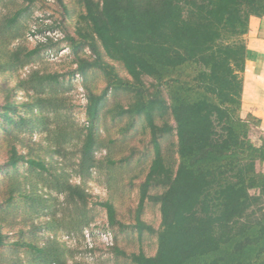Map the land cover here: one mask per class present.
<instances>
[{
    "label": "trees",
    "instance_id": "trees-1",
    "mask_svg": "<svg viewBox=\"0 0 264 264\" xmlns=\"http://www.w3.org/2000/svg\"><path fill=\"white\" fill-rule=\"evenodd\" d=\"M11 2L4 3L5 13L0 9V95L5 96L0 121L8 146L0 169L10 175L5 202L9 207L15 199L23 201L28 219L36 212L50 213L42 223L31 222L30 237L45 227L52 232L42 243L15 241L12 252L23 247L34 264H68L71 249L58 232H82L93 220L88 192L71 179L73 173L87 178L102 164L95 154V128L108 92L124 90L133 101L116 115L145 119L153 158L140 185L134 224L120 221L111 201L98 204L106 208L110 230L134 227L139 234H156L157 250L152 255L115 250L133 264H264V170L259 169L264 133L260 117L242 113L245 35L250 18L264 15V0H78L74 33L61 39L47 36L31 48L22 25L28 6L12 10ZM62 40L73 49L76 74L99 69L107 77L101 93L86 94L89 123L73 168L55 156L66 151L61 142L56 148L40 143L38 150L29 144L36 128L49 129L47 113L66 107L47 88L53 84L58 92L59 75L33 69L11 84L36 54ZM111 61L128 75L122 76ZM18 90L24 91L19 101L14 99ZM256 129L260 144L252 140ZM171 135L176 141L170 150L163 140ZM18 143L31 150L19 151ZM21 163L28 167L23 180L17 174ZM148 202L159 206L157 228L142 218ZM8 244L0 228V248ZM10 260L23 264L16 257Z\"/></svg>",
    "mask_w": 264,
    "mask_h": 264
},
{
    "label": "rangeland",
    "instance_id": "rangeland-1",
    "mask_svg": "<svg viewBox=\"0 0 264 264\" xmlns=\"http://www.w3.org/2000/svg\"><path fill=\"white\" fill-rule=\"evenodd\" d=\"M12 1L8 4V8L12 10L28 6L22 17V25L25 26L24 41L30 48L47 36L61 39L65 34L74 33L81 12L78 0H63V5L57 0ZM5 2L8 0H0L2 13L7 11V8L3 7ZM50 26L55 29H51ZM111 62L122 76L128 75L120 63ZM76 67L72 47L68 45V41L62 40L57 45L36 54L25 67L18 71L17 77H11V84L14 85L18 77L26 76L33 69L59 75V84H55L58 92L51 89L53 84H49L47 88L50 94H57L65 102L66 107L48 112L51 119L48 124L49 129L40 131L36 128L29 144L35 149L40 143L49 148H56L61 142L66 151L63 155L55 156L59 162L68 164L69 168H73L78 162V150L84 142L88 128L86 94H99L107 84V77L101 70L89 69L82 76L76 74ZM2 77L0 76V81ZM147 80L150 81V79ZM0 97L1 105L5 96L0 95ZM22 98H24V91L18 90L14 99L19 101ZM132 101V93L128 91L110 90L108 92L101 117L95 128L96 136H98L95 154L102 164L93 168L91 175L87 178L73 173L71 179L73 183L82 185L89 194L87 210L93 220L82 232L70 234L64 229L58 232L60 241L71 249L66 255L68 264H133L130 259L115 249L118 248L127 253L143 250L149 255L157 250L156 234L146 231L139 234L134 227L110 230L106 208L98 204L101 201H111L117 208L118 219L127 225L134 224L140 198V185L147 174L154 152L150 142L151 134L145 126L146 121L143 117L133 119L128 114L116 115L121 107L129 106ZM167 119L173 122L172 118ZM156 120L161 123L164 119L159 116ZM2 124L0 121V164L5 163L8 157L6 134ZM260 134L258 129L252 134V140L257 144H260ZM175 141L176 136L171 135L163 140V145L171 147ZM18 148L24 153L31 150L27 143H18ZM171 149L174 148L171 147ZM46 158L47 161L51 160L48 154ZM111 159L118 160V163L109 165L108 160ZM259 169L264 170V164L259 165ZM17 174L20 180L28 174L26 163L19 165ZM30 176L34 179L38 178L35 173H31ZM9 177L10 175H5L0 169V228L5 240L9 242L8 245L0 248V264H12L14 261L10 260L11 256L21 260L23 264H34L30 262V254L25 248L21 247L16 253L12 252L16 247L12 244L19 240L36 242L38 240L42 243L45 238L51 236L52 232L45 227L37 230V237H30L31 222L34 220L36 223H42L50 217V213L36 212L28 219V208L23 206V201L20 199H15L8 207L5 200ZM64 198V195L60 196L61 202H64ZM63 207H66V204L61 205L60 208ZM142 218L157 228L161 221L159 206L148 202Z\"/></svg>",
    "mask_w": 264,
    "mask_h": 264
},
{
    "label": "crops",
    "instance_id": "crops-1",
    "mask_svg": "<svg viewBox=\"0 0 264 264\" xmlns=\"http://www.w3.org/2000/svg\"><path fill=\"white\" fill-rule=\"evenodd\" d=\"M247 59L244 72L243 114L252 113L261 118L264 133V15L250 18L245 35Z\"/></svg>",
    "mask_w": 264,
    "mask_h": 264
}]
</instances>
